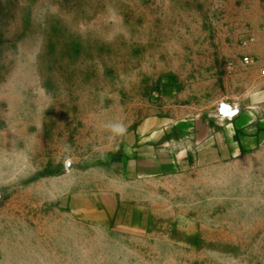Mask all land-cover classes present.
<instances>
[{
  "label": "rangeland",
  "instance_id": "rangeland-1",
  "mask_svg": "<svg viewBox=\"0 0 264 264\" xmlns=\"http://www.w3.org/2000/svg\"><path fill=\"white\" fill-rule=\"evenodd\" d=\"M263 27L264 0H0V264H264Z\"/></svg>",
  "mask_w": 264,
  "mask_h": 264
},
{
  "label": "built area",
  "instance_id": "built-area-1",
  "mask_svg": "<svg viewBox=\"0 0 264 264\" xmlns=\"http://www.w3.org/2000/svg\"><path fill=\"white\" fill-rule=\"evenodd\" d=\"M263 29H264V27H263ZM261 74H262V76H264V68L262 69Z\"/></svg>",
  "mask_w": 264,
  "mask_h": 264
},
{
  "label": "clouds",
  "instance_id": "clouds-1",
  "mask_svg": "<svg viewBox=\"0 0 264 264\" xmlns=\"http://www.w3.org/2000/svg\"><path fill=\"white\" fill-rule=\"evenodd\" d=\"M118 130H119L120 132H123V131H124V128L121 127V128H119Z\"/></svg>",
  "mask_w": 264,
  "mask_h": 264
},
{
  "label": "water",
  "instance_id": "water-1",
  "mask_svg": "<svg viewBox=\"0 0 264 264\" xmlns=\"http://www.w3.org/2000/svg\"><path fill=\"white\" fill-rule=\"evenodd\" d=\"M231 115H234V112L230 113Z\"/></svg>",
  "mask_w": 264,
  "mask_h": 264
}]
</instances>
